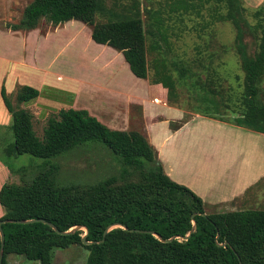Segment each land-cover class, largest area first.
<instances>
[{"label":"trees","instance_id":"trees-1","mask_svg":"<svg viewBox=\"0 0 264 264\" xmlns=\"http://www.w3.org/2000/svg\"><path fill=\"white\" fill-rule=\"evenodd\" d=\"M157 5L146 7L144 23L137 0L119 12L108 10L104 0H32L19 23L4 27L19 32L36 29L41 19L55 27L79 21L90 29L94 43L120 52L135 77L159 85L170 106L264 134V2L253 13L242 0H160ZM99 15L106 21L95 23ZM186 16L195 17L201 32L215 23H230L234 29L231 47L244 74L235 104L214 85L221 80L212 65L214 51L196 46L189 60L169 55L170 39L180 35L172 28L181 26ZM247 34L256 41L252 53L244 43ZM180 87L194 101L187 109L179 105ZM38 96L37 89L20 86L13 105L5 87L0 88L11 117L8 127H0V135L11 133L10 143L2 147L4 158L30 155L42 160L30 182L0 188V221H5L1 264H7L9 255L53 264L52 250L72 245L88 251L85 264H264V211L207 212L200 197L164 173L155 149L141 133L111 130L86 110H59L47 119L39 138L32 114L21 108ZM222 107H234L229 110L233 117L224 118ZM84 144H100L118 156L124 167L119 178L78 188L57 184L51 160ZM112 225L125 229L109 230L101 242ZM52 226L60 232L86 228V240L92 244H82L81 230L64 235Z\"/></svg>","mask_w":264,"mask_h":264},{"label":"crops","instance_id":"crops-1","mask_svg":"<svg viewBox=\"0 0 264 264\" xmlns=\"http://www.w3.org/2000/svg\"><path fill=\"white\" fill-rule=\"evenodd\" d=\"M72 23L76 21L62 25ZM33 31L36 29L28 34ZM93 46L112 52L102 60L100 52L88 58L83 56L84 51L82 54L78 52V67L81 62H88L90 67L105 71L103 79L89 75L86 80L88 76L84 78L73 73L67 77L66 84H61L57 80L63 76L56 74L55 80V74L49 73L47 67L30 65L25 67L26 71L19 72L23 76L12 71L2 72V76L10 81L7 94L16 85L37 89L39 96L22 104L21 108L32 114V107H37L39 119L45 118L49 112L74 109L76 105L75 110H86L111 130L141 133L155 149L164 173L200 197L207 212L257 210L251 209L255 208L253 201L256 198L252 191L259 185L264 190V134L170 106L159 85L135 77L120 52L94 43L89 33V48L86 49ZM82 93L86 95L84 104L78 101ZM101 97L105 102L100 100ZM154 101H160L161 105ZM64 102L67 103L63 105ZM155 109L165 114L158 113L153 118ZM187 114L191 116L186 122L171 128V124L182 121ZM4 115L10 116L0 97V126L7 125ZM151 122L153 126L148 129Z\"/></svg>","mask_w":264,"mask_h":264},{"label":"rangeland","instance_id":"rangeland-1","mask_svg":"<svg viewBox=\"0 0 264 264\" xmlns=\"http://www.w3.org/2000/svg\"><path fill=\"white\" fill-rule=\"evenodd\" d=\"M137 1L139 2L141 18L146 23V7H158L157 4L160 0ZM31 2L32 0H0V85H4L7 90L10 88V81H7L5 75L2 76L3 71H12L17 75L23 76L19 72L26 71L27 69L25 67H30V65H37L43 68L47 67L46 70L49 73L55 74L53 76L55 80L56 74L63 76L57 80L61 84H66L67 77L73 73L79 74L84 78L88 76L86 80L90 78L89 75L91 77H97L98 79L106 77L105 71H101L98 67H90L88 62H81V66L78 67V52L82 54L84 51L85 54L83 56L85 58L92 57L95 53L100 52V60L112 52L109 49H102L95 46L87 50L86 48H89L88 39L90 29L79 21L71 25H59L55 27L44 19H41L36 31L30 32L29 34V31L11 32L5 29L4 26L6 24H17L21 21L24 9ZM131 2L132 0H104L105 7L108 10H115L117 12L122 9V6H126ZM263 2L264 0H242L243 6L248 13H253ZM106 19L107 17L99 15L96 17L95 23L105 22ZM196 22L197 20L194 16H186L181 26L177 25L175 28H172L173 32L180 33V35L178 38L174 37L170 39L172 51L170 50L169 55L175 54L179 58L189 60L195 55L196 46H199L201 50L214 51L215 56L212 59V65L217 68L218 76L221 78L219 86L216 83L214 85L217 87L216 90H220L223 93L224 97L226 94H229L231 96V102L235 104L241 94V83L244 77L239 67V58L231 47L234 41L235 31L230 23H215L214 26L201 32V28L196 25ZM45 34L47 36L43 37ZM200 34L203 35V38H198L197 35ZM39 35L42 36L40 37ZM146 40L147 46L150 41L148 36H146ZM204 40L208 41V44H205ZM244 43L250 53L255 50L256 41L250 34L244 36ZM150 59L151 56L148 53V60ZM18 87L16 85V88H13L12 92L8 94L13 105H15L14 96ZM178 93L179 105L186 109L194 105L193 99L187 94L184 88H178ZM85 96V93L81 94V97L78 99L80 104L87 102ZM100 100L105 102L104 97H101ZM66 103L64 102L63 105ZM154 103L158 104V106L161 105L160 101H154ZM75 107L76 105L74 109H76ZM230 108L234 109V107ZM220 109L224 111L223 107ZM229 110L224 111L226 113L223 115L224 118L229 119L233 117ZM31 112L34 118L33 129L36 135L42 138L47 119L50 116H56L58 110L54 113L49 112L45 118L42 117L41 119L37 115L39 112L37 107H32ZM152 112L155 114H152L153 118L158 113L160 115L165 114V112H160V110L156 109ZM4 116L7 125H1L0 127L6 128L11 123V117L9 115L8 117L7 115ZM187 116L190 117L191 115L187 114ZM149 123L147 125L148 129L153 126V122H151V125ZM173 124H179V122ZM9 135L11 133L7 131L1 132L0 135V187L5 183L20 185L30 182L39 172V167L42 164L41 159L34 158L30 155H21L6 160L2 154V147L10 143ZM4 161L7 162L6 165ZM51 162L57 167L54 175L57 184L69 188L92 186L112 176L119 178L122 169H124L120 158L100 144H84L58 158L52 159ZM261 186L259 185V189L256 187L252 191L253 196L256 195V198L253 201L255 208L251 207V209L264 211V190L263 187L260 188ZM0 210L3 215L4 211L1 206ZM213 212H216V210L210 211L209 213ZM80 230L84 235L85 230ZM87 257L88 251L82 246L72 245L67 249L52 250L53 264H85ZM7 262L9 264H39L37 261H29L21 255H9L7 256Z\"/></svg>","mask_w":264,"mask_h":264},{"label":"water","instance_id":"water-1","mask_svg":"<svg viewBox=\"0 0 264 264\" xmlns=\"http://www.w3.org/2000/svg\"><path fill=\"white\" fill-rule=\"evenodd\" d=\"M35 221H37V222H43V223H45L44 222V220H35ZM5 221H0V246H1V249L3 248V246H4V234H3V231H2V228H1V226H2V224L4 223ZM17 222H23V221H17ZM116 227H120V228H123V229H125V227H123V226H121V225H112V226H110V227H108L104 232H103V239L101 240V242L104 240V237H105V235H106V233L109 231V230H111V229H113V228H116ZM52 228L58 233V234H70V233H74L75 231H77V230H80V229H84L85 230V234L82 236V238H81V242H82V244L83 245H90V244H92V242H89V241H87L86 240V235H87V230H86V228H83V227H80V226H76V227H73V228H71L69 231H67V232H60V231H58L55 227H53L52 226ZM194 230V226H193V229L190 231V233L187 235V237H185V239L186 238H188V236L192 233V231ZM1 260H2V255L0 254V264H1Z\"/></svg>","mask_w":264,"mask_h":264}]
</instances>
